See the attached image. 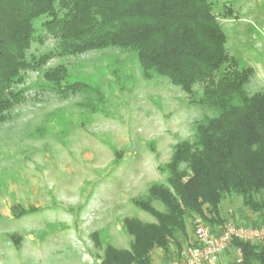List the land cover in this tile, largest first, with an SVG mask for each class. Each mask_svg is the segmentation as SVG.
<instances>
[{
  "label": "rangeland",
  "instance_id": "1",
  "mask_svg": "<svg viewBox=\"0 0 264 264\" xmlns=\"http://www.w3.org/2000/svg\"><path fill=\"white\" fill-rule=\"evenodd\" d=\"M209 1L227 54L253 70L247 94L263 92L264 0ZM45 20L34 25L42 43H32L27 60L51 54L42 70L64 65L70 82L97 93L59 95L42 71L22 73L24 100L0 120V264H100L106 245L133 242L125 219L155 223L132 200L164 211L148 194L152 185L167 187L159 168L215 113L165 77L144 78L131 50L65 54ZM193 90L202 93L199 84ZM230 201L240 206L239 197ZM186 231L182 250L193 243L194 218H186Z\"/></svg>",
  "mask_w": 264,
  "mask_h": 264
},
{
  "label": "trees",
  "instance_id": "2",
  "mask_svg": "<svg viewBox=\"0 0 264 264\" xmlns=\"http://www.w3.org/2000/svg\"><path fill=\"white\" fill-rule=\"evenodd\" d=\"M42 17L47 18L45 32L65 54L131 50L144 78L165 77L191 103L215 113L195 125L193 143L176 144L170 161L159 168L167 187L152 185L148 194L164 211L147 199L132 200L155 223L125 219L133 242L128 249L106 245L100 264H152L154 250L171 261L189 239L187 217L201 218L212 230L232 223L222 217L226 199L239 197L240 210L256 217L249 228L264 225V91L247 94L253 70L227 54L226 36L209 0H0L1 121L24 100L17 86L28 71H42L59 95L97 93L84 82H70L64 65L42 70L51 54L27 60L32 43H42L34 26ZM197 84L202 87L198 98ZM232 245L243 256L235 264H264V249L249 242Z\"/></svg>",
  "mask_w": 264,
  "mask_h": 264
},
{
  "label": "built area",
  "instance_id": "3",
  "mask_svg": "<svg viewBox=\"0 0 264 264\" xmlns=\"http://www.w3.org/2000/svg\"><path fill=\"white\" fill-rule=\"evenodd\" d=\"M194 241L177 258L164 264H217L219 256L233 244L264 243V225L259 228L236 226L227 222L219 234H215L201 218L194 220ZM236 263H241L243 256L240 249L236 250Z\"/></svg>",
  "mask_w": 264,
  "mask_h": 264
},
{
  "label": "crops",
  "instance_id": "4",
  "mask_svg": "<svg viewBox=\"0 0 264 264\" xmlns=\"http://www.w3.org/2000/svg\"><path fill=\"white\" fill-rule=\"evenodd\" d=\"M226 200H228L229 204L224 205V201L226 202ZM226 200H224L222 203V217L227 221L228 220L231 221L236 226L250 227L249 222H251V220H255L256 217H254L252 214L248 213L247 211L240 210V206L236 208H232L230 199H226ZM220 231H221L220 227H217V226H215L213 229V232L215 234H219ZM192 241H194V238L193 240H191V242ZM249 243L253 244L258 249H264V243H256V242H249ZM237 249L238 248H234L233 245L229 246L219 256L217 264H235L237 260V255H236ZM174 256H172L173 259L177 258L179 255H176L175 257ZM150 257H151L152 264H164L165 263L163 261L165 257L160 250H154L151 253Z\"/></svg>",
  "mask_w": 264,
  "mask_h": 264
}]
</instances>
